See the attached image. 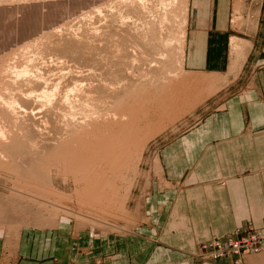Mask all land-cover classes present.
Here are the masks:
<instances>
[{
  "label": "rangeland",
  "instance_id": "rangeland-1",
  "mask_svg": "<svg viewBox=\"0 0 264 264\" xmlns=\"http://www.w3.org/2000/svg\"><path fill=\"white\" fill-rule=\"evenodd\" d=\"M223 1L230 19L228 66L219 71H189L182 64L189 0H0V55L10 53L12 68L22 62L28 65V76L37 75L35 79L53 97L49 104L40 102L43 99L36 96L41 94V89L34 83L24 87L8 85L7 93L16 92L15 98L31 94L38 102L34 107L30 103L32 111L26 107L27 114L33 112L30 119H25L20 111L21 101L16 103L19 119L13 122L4 115L5 119H0L7 124V129L14 127V137L26 145V149L20 146L0 155V208L5 207L11 217L15 216L10 224L0 223V234L8 245L15 244L22 227L49 228L70 222L75 229L85 228L90 237H97L102 233L125 234L145 221L143 205L149 180L160 175L156 151L211 113L224 109L230 98L240 95L249 84L250 71L258 65L255 58L264 56V51H256L264 45V0ZM17 45L22 46V51L15 49ZM150 66L156 70L150 71ZM166 71H169L168 80L172 73L180 71V74H175L174 82L168 81L164 86ZM182 74H192L188 76L191 80H187L190 82L187 88L182 85L187 91H180L174 105L165 102L163 107L149 112L140 123L137 149L122 159L120 167L105 169V178L98 185L104 188L108 202L102 200L98 206L99 191L92 190L93 179L88 178L86 170L72 168L66 156H51L59 166L52 167L49 176L39 171L47 164L45 161L31 165L34 159L27 156L44 154L38 153L44 150L40 144H28L30 138H36V132L42 137L48 136L50 142L59 143H64L67 136L55 133L64 132L67 124L77 125L72 130L74 135L82 132L81 122L87 124V132H101L105 124L112 123V114L127 102L122 99L119 105L114 99L115 92H123L129 84L133 90L130 99L142 95L143 99L159 98L164 89L169 91L175 87L177 91ZM196 74L198 77L193 78ZM119 80L121 86L112 87ZM192 86L194 89L188 92ZM72 92H76L74 98ZM66 94L72 96L67 103L75 101L76 106L70 117L64 112ZM75 157L72 165L90 159L89 153H78ZM24 170L28 171L27 175L31 174L29 177L35 176L33 181L40 177L37 182L50 188V195L27 190L21 182L32 180ZM19 174L30 180H23ZM185 183L179 179L164 182L174 188ZM84 198L97 204L93 206ZM249 254H258L264 262V217L261 220L239 218L222 234L199 239L189 251L195 264H218V259L224 257L230 258V264H245L244 258Z\"/></svg>",
  "mask_w": 264,
  "mask_h": 264
},
{
  "label": "crops",
  "instance_id": "crops-1",
  "mask_svg": "<svg viewBox=\"0 0 264 264\" xmlns=\"http://www.w3.org/2000/svg\"><path fill=\"white\" fill-rule=\"evenodd\" d=\"M189 1L184 69L227 68L230 19L224 1ZM260 50L264 51V45L256 51ZM262 58H255L258 65L250 71L249 84L240 95L156 151L160 175L149 180L143 224L125 234L97 237L70 222L49 228L22 227L14 245L0 234V264H195L189 251L199 239L222 234L239 218L261 220ZM176 179L186 183L177 188L164 184ZM244 259L245 264L264 263L258 254ZM218 260V264H230V258Z\"/></svg>",
  "mask_w": 264,
  "mask_h": 264
},
{
  "label": "bare ground",
  "instance_id": "bare-ground-1",
  "mask_svg": "<svg viewBox=\"0 0 264 264\" xmlns=\"http://www.w3.org/2000/svg\"><path fill=\"white\" fill-rule=\"evenodd\" d=\"M17 2L20 1V0H16ZM22 1V0H21ZM174 2V1H173ZM17 4V3H16ZM19 7V6H18ZM17 8V7H15ZM11 16V13L7 16V18H9ZM10 19V18H9ZM6 23V22H5ZM4 25V24H3ZM23 30V29H22ZM28 42V41H27ZM11 46V45H10ZM22 46H19L17 45L15 49H21ZM14 49V50H15ZM18 50V51H19ZM17 51V50H16ZM17 51V52H18ZM22 51V49H21ZM11 52V51H10ZM16 52V53H17ZM4 53V52H3ZM10 53L9 52H6L4 53L1 57H0V119H13V122L16 121L15 119H19L18 118V113L16 112V103L19 101H21V107L22 110L20 109V111L22 112L23 111V114H25V119H30L31 116L33 114H30L28 113L27 114V106L29 108V105L30 103L32 104L31 106L34 107V105H37L38 102L34 101L33 98H31V94H21L19 95V99L18 98H15L14 94L16 93H10L8 92L7 93V90H8V85H13V87H16L17 85L19 87L21 86H26L27 84H30V83H34L38 88L41 89V94H39L37 97H41L43 100L40 101V102H44L46 104H49L51 102V98L53 99V97H51L52 93L50 94L49 92V89L47 87H44L41 85V83L39 82L38 79H35V77L37 78L38 76L37 75H34L32 78H30L31 76H28V73H29V68H28V65L25 66V64H22L20 63L19 61V65L18 66H15L14 63V68H12L13 66H11V63H10V60L8 59ZM13 55V54H12ZM19 55V54H18ZM15 56H17V54H15ZM22 56V55H21ZM14 57V56H12ZM18 58V57H17ZM23 59V58H22ZM27 60V59H26ZM22 61V60H21ZM15 62V61H14ZM183 63V62H182ZM16 67V68H15ZM182 68V67H181ZM183 69V68H182ZM181 69V70H182ZM119 70V69H118ZM150 71H154L156 70L155 68H153L152 66H150L149 68ZM32 71V70H31ZM166 76H163V85L165 86L168 81L170 82H174L173 81V78L180 74V71L176 74V73H172L171 76H170V80H168V76H169V71H166L164 72ZM163 73V74H164ZM183 73V72H182ZM176 74V75H175ZM188 74V73H187ZM187 74H185L187 76ZM199 74V73H198ZM198 74H196L197 76H192L193 78L194 77H198ZM204 74V73H203ZM32 75V73H31ZM183 75V74H182ZM185 75H183L182 77L184 78H180L179 81H177V86L178 89L177 91L175 90L176 88L175 87H170L169 88V91H167L166 89L165 92L161 95V97L159 98H156L154 97L150 99V96L149 98L146 96V99L144 98L143 99V95L142 96H139V98H136L134 97L133 99H130V95L132 94L133 90L131 88V86H129L128 84V87L125 89L124 88V91H118V92H115L114 94V99L115 101H117L119 103V105H121L122 103V99H127V102L124 103L122 105V107H120V110H116L112 116H113V121L112 123H108L105 124V129L102 130L101 132H96V133H89L87 132V130L85 129V126L87 125L86 123H82L79 125L81 126V128L83 129L82 132L78 133V135L75 133V135L73 134V131L74 130V127L77 126L76 124H73L71 125V127L68 126V124L65 126V131L60 133V132H56L55 134H58V135H65L67 136L66 138V141L64 143H59V142H50L49 141V137L48 136H45L42 137L43 135L40 136V133L36 132V138L34 139H31L30 138V141L28 144H40L41 145V148H44V150L42 151H39V150H36V151H39L38 153H44V154H40L42 156H39V155H34V156H27V158H31V159H36V161L33 160V162H30L31 165H34L37 161H43L42 163L44 164V161L47 163L46 165L44 164V166L42 167V165L40 164V166L42 167L41 169H39L40 173H44L46 172L47 174H45V176H49L48 175V172H50L49 170L54 167V168H57L59 166V163L56 162V160L54 161L51 156H57L58 154H60L61 156H66V161L68 163H71L70 165L72 166V168L74 169H84L87 171V175H88V178H92L93 179V188L92 190H95V191H99L97 193V196H96V202L98 203V206H99V203L102 202V200H106L105 199V191H104V188L103 187H99V182H101L103 180V178H105V169H114V168H117V167H120L121 166V161L123 158H125V156H129L131 155V153L137 149L138 147V135L141 133L140 131V123H141V120L142 119H145V117L147 116V114L149 112H153L154 109H159L161 107H163L164 103L165 102H168L170 103V105H174V103L176 102V100H178V97L180 98V91H184L186 89H182L184 88V85L185 84V88H187V85L190 83H187V80L189 81V77L192 75L190 74V76L186 77ZM214 75V74H213ZM121 76V75H120ZM21 79H17V78H20ZM191 77V78H192ZM200 77V76H199ZM177 78V76H176ZM205 78V77H204ZM203 78V80H205ZM44 79V78H43ZM42 79V80H43ZM122 79V78H121ZM196 79V78H195ZM206 79H208V77L206 76ZM210 79V78H209ZM40 80V81H42ZM191 80V79H190ZM115 81V80H114ZM118 81V80H117ZM121 80H119V82H115L116 84L112 83V87H115V85H120V82ZM185 82V83H184ZM43 83V82H42ZM103 83V82H102ZM162 85V88L164 87ZM29 86V85H27ZM67 87V86H66ZM123 87V86H122ZM193 87V88H192ZM189 91H192V89H194V86H192ZM55 88V87H54ZM78 88V87H77ZM82 88V87H80ZM190 88V87H189ZM107 89V88H106ZM111 89V88H109ZM108 89V90H109ZM115 89V88H114ZM120 89V88H119ZM19 90V88L17 89ZM57 90V89H56ZM55 90V91H56ZM71 90V89H70ZM80 90V89H79ZM107 90V91H108ZM113 90V89H112ZM49 91V92H48ZM53 91V90H52ZM106 91V90H105ZM187 91V90H186ZM5 92V93H3ZM68 92H69V89H68ZM82 92V91H81ZM113 92V91H112ZM194 92V91H193ZM66 93V92H65ZM76 93V92H75ZM74 92H72V96L74 98ZM186 93V92H183V94ZM135 94V93H134ZM182 94V92H181ZM189 94H192L191 93H188ZM57 95V94H56ZM113 95V94H111ZM154 95V94H153ZM187 95V94H186ZM184 95V96H186ZM63 96V94H62ZM71 96V97H72ZM182 96V95H181ZM33 97V96H32ZM70 95L69 94H66L64 99L65 101L69 100L70 98ZM106 97V96H105ZM108 97V96H107ZM35 98V99H36ZM61 99V98H60ZM63 99V100H64ZM37 100V99H36ZM77 100V99H76ZM131 100V101H130ZM142 100V101H141ZM66 101V103H67ZM85 101V100H84ZM121 101V102H120ZM64 102V101H62ZM62 102L60 104H62ZM70 102V101H68ZM117 102H115V104H118ZM37 103V104H36ZM65 103V104H66ZM88 103V102H87ZM68 104V103H67ZM65 105V115L68 114L69 117L70 115H72L71 113V110L76 107L74 106L75 104V101H74V104L73 102L68 104V105ZM77 104V103H76ZM81 104V103H80ZM63 106V105H62ZM33 107H31L32 109L29 108V110H33ZM37 108V107H35ZM157 109V110H158ZM88 110V109H87ZM39 111V110H38ZM74 111V110H73ZM30 112V111H29ZM88 113V112H87ZM93 113V112H92ZM27 114V115H26ZM86 114V113H85ZM4 115L5 118L2 116ZM64 115V114H63ZM66 115V117L68 116ZM24 116V115H23ZM61 116V115H60ZM92 116V115H91ZM65 117V118H66ZM101 117V116H100ZM64 117H62L63 119ZM23 119V118H22ZM67 119V118H66ZM72 119V118H71ZM70 119V120H71ZM62 121V120H61ZM64 121V120H63ZM66 121V120H65ZM64 121V123H65ZM108 121H111L110 119ZM11 122V121H10ZM99 122V121H98ZM16 123V122H15ZM62 123V122H61ZM17 124V123H16ZM42 124V123H41ZM92 124V123H90ZM99 124V123H98ZM7 125V124H6ZM4 124V122L2 120H0V155L1 154H6V153H9V152H12L14 150V148H18L20 146H26L24 141L19 139L18 137H14L13 135V131H12V126H8V129L6 128V126ZM60 125V123H59ZM18 126V125H16ZM68 126V128H67ZM78 126V127H79ZM23 128V126H20ZM36 126L33 124L32 125V131H34L36 128ZM38 127V126H37ZM43 127V126H42ZM87 128V127H86ZM38 129V128H37ZM85 130V131H84ZM77 131V130H76ZM93 136L97 137V138H92ZM31 137V136H30ZM90 138V139H89ZM106 138V140H105ZM99 139V140H98ZM9 140V141H8ZM74 143L77 145L74 146ZM69 145V146H67ZM64 146H66L65 148H63ZM72 146V147H71ZM24 149H26L24 147ZM34 149V148H33ZM23 150V149H22ZM29 150V149H27ZM27 153H31L32 155V152H28ZM33 153H34V150H33ZM78 153H83V154H86V153H89L90 155V159L89 161H81L80 163H75L72 165V162L74 160H76V154ZM93 155V157H92ZM25 156V153L24 155ZM135 160V158H134ZM24 158H22V162L24 163ZM52 161V162H50ZM75 162V161H74ZM33 163V164H32ZM26 164V162H25ZM98 164V165H96ZM36 165V164H35ZM21 166V165H20ZM34 167V166H32ZM37 167V166H36ZM24 168V167H23ZM26 169L28 168V166L25 167ZM19 169V168H18ZM36 169V168H35ZM35 169H32L34 170L35 172ZM38 169V168H37ZM31 170V171H32ZM44 170V171H43ZM45 170H48V171H45ZM25 171V170H24ZM26 172L28 171H25V175ZM38 172V170H37ZM36 173V172H35ZM34 173V175H35ZM43 174V175H44ZM20 175V174H19ZM18 175V176H19ZM23 175V176H22ZM24 174H21L20 176L21 177H25ZM29 175H31L29 173ZM29 175H27V177H29ZM33 175V176H34ZM38 175V174H37ZM36 175V176H37ZM41 175V174H40ZM92 175V176H90ZM94 175V176H93ZM19 176V177H20ZM44 176V178L46 179V177ZM38 177V176H37ZM22 178V179H23ZM31 181H28L30 179L28 178H24L23 180L25 179H28L26 181H23L21 182V184L24 186V187H27L29 189H32L36 192H38L39 194L42 193V194H49L50 195V188L48 187H45L42 183H38L37 180H40L41 178H37V180H34L32 178L35 179V176L34 177H29ZM117 178V177H116ZM20 179V178H19ZM44 179V180H45ZM47 181V180H46ZM19 183V181H18ZM46 183L49 184V181H47ZM106 183V181H105ZM20 185V184H19ZM50 185V184H49ZM22 186V187H23ZM103 186V185H102ZM101 188V189H99ZM110 190V189H109ZM107 192V191H106ZM47 193V194H46ZM111 193V192H110ZM41 195V194H40ZM48 195V196H49ZM52 195V194H51ZM88 195V194H87ZM108 195V194H107ZM115 195V194H114ZM54 196V195H53ZM51 197V196H50ZM94 197V196H93ZM115 197V196H114ZM91 197L88 196V199H90ZM109 198V197H108ZM38 199V198H37ZM35 200V199H34ZM85 200V198H84ZM83 200V201H84ZM112 200V199H111ZM87 201H90V200H87ZM85 200V202H87ZM107 201V200H106ZM34 202V201H33ZM108 202V201H107ZM91 203V201H90ZM93 203V206L96 205L94 202ZM91 203V204H92ZM105 203V201H104ZM103 203V204H104ZM108 205V204H107ZM101 206V205H100ZM2 207V206H1ZM105 207V206H103ZM3 208V207H2ZM5 208V207H4ZM0 208V223L3 224H10L12 222H14V217H11L10 214L8 212H6V210H4ZM7 208V207H6ZM37 209V208H36ZM105 209L107 210V207H105ZM99 210V209H97ZM104 210V211H106ZM103 211V212H104ZM12 213V212H11ZM8 229V228H7ZM9 230V229H8ZM11 231V230H10ZM12 233V232H11ZM8 235V234H7ZM17 236V235H16ZM7 237V236H6Z\"/></svg>",
  "mask_w": 264,
  "mask_h": 264
}]
</instances>
